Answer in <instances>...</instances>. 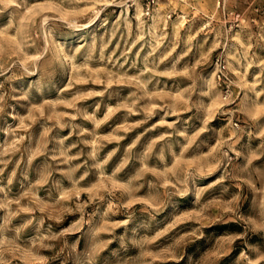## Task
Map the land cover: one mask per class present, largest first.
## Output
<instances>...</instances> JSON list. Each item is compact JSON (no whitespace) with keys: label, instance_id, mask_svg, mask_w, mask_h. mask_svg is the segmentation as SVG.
I'll return each instance as SVG.
<instances>
[{"label":"rangeland","instance_id":"rangeland-1","mask_svg":"<svg viewBox=\"0 0 264 264\" xmlns=\"http://www.w3.org/2000/svg\"><path fill=\"white\" fill-rule=\"evenodd\" d=\"M0 264H264V0H0Z\"/></svg>","mask_w":264,"mask_h":264},{"label":"built area","instance_id":"built-area-1","mask_svg":"<svg viewBox=\"0 0 264 264\" xmlns=\"http://www.w3.org/2000/svg\"><path fill=\"white\" fill-rule=\"evenodd\" d=\"M220 0H217V3H219ZM147 9L149 8V3L146 5ZM224 67V65L222 64V68ZM219 71L222 73V69H219ZM218 77H220V74H218Z\"/></svg>","mask_w":264,"mask_h":264}]
</instances>
